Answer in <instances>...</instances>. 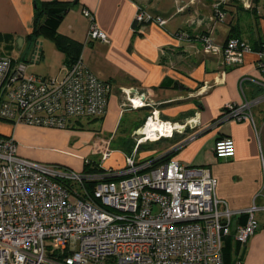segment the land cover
<instances>
[{"label": "built area", "instance_id": "obj_1", "mask_svg": "<svg viewBox=\"0 0 264 264\" xmlns=\"http://www.w3.org/2000/svg\"><path fill=\"white\" fill-rule=\"evenodd\" d=\"M226 1L214 5L220 22L227 18ZM240 1L245 9L253 8V0ZM83 14L90 19L88 38L107 41L94 14L87 9ZM150 22L163 26L166 20L139 7L135 23L140 28L135 29ZM196 39L206 53H222L224 65L240 64L245 53L253 51L248 42L236 37L224 47L209 35ZM256 53L263 68L264 44ZM257 83L262 88L259 94L228 104L207 129L228 120H253V108L264 102V82ZM110 90V84L86 65L82 55L54 76L27 74L25 63L0 55L2 124L79 129L80 123L106 113ZM125 100L123 108L152 103L148 93L134 88L125 91ZM150 122L155 126L146 132ZM198 125V117L173 122L153 110L135 131L133 153L119 169L104 166L113 153L112 137L98 132L92 151L97 158L85 162L103 171L90 172L22 157L16 138L0 133V264H225L226 240L232 238L244 246L262 226L257 215L264 213V204L234 210L218 196L217 179L210 169L185 166L174 158L137 157L141 143L172 139ZM235 154L234 139L216 140L217 158ZM242 216L244 222H240ZM235 264H244L241 256Z\"/></svg>", "mask_w": 264, "mask_h": 264}, {"label": "crops", "instance_id": "obj_2", "mask_svg": "<svg viewBox=\"0 0 264 264\" xmlns=\"http://www.w3.org/2000/svg\"><path fill=\"white\" fill-rule=\"evenodd\" d=\"M35 1L0 0L2 38L10 41L22 39L20 48L25 43L31 44L27 36L34 25ZM60 1L71 6L63 17L59 32L83 44L81 55L86 65L111 86L108 110L101 118L102 125L112 137L111 157L119 153L124 162L107 164L110 157L104 166L119 169L126 165V156L133 153L136 144L134 141L129 143L130 138L153 110L158 111L161 119L173 122L183 123L198 117L200 125L188 127L183 134L176 133L172 139L141 143L137 157L140 160L160 159L174 152L171 158L185 166L210 169L217 179L218 196L225 199L232 209L244 210L254 203L263 205L264 102L253 108V120H228L207 128L221 116L228 104L242 103L245 97L253 98L262 91L257 82H264V67H259L256 48L264 42V0L257 2V11L244 9L239 0H228L225 5L227 18L222 22L226 29L219 27L220 21L214 16V4L218 0ZM139 7L164 18L165 25L147 23L136 30L140 28L135 23ZM84 9L94 14L95 22L106 34L107 41L88 38L90 19L83 14ZM242 12L248 16L243 17ZM178 32L189 37L178 38ZM198 35H212L215 44L221 47L232 36L238 37L250 43L253 51L245 53L240 64L224 65L223 54L206 53L202 43L196 39ZM47 41L52 42L43 37L36 41L42 50L37 61L48 59L43 46ZM54 48L53 53L61 54L63 66L66 56L56 45ZM52 71L44 75L54 76ZM130 88L148 93L152 103L144 108L124 110L125 91ZM126 116L129 118L123 124ZM23 125L8 124L5 130L0 131L16 138L22 157L41 163H60L81 171L87 158H97L90 151L83 164L80 159L74 160L59 151L28 144L23 136L17 134L20 128L24 129ZM42 132L59 134L50 130ZM196 132L199 134L195 139L173 150L179 142ZM85 135L92 139L94 133L85 132ZM222 137L234 139L236 154L233 158L220 159L214 155V144ZM60 156L65 159H60ZM257 216L261 228L244 246L233 243L232 264L238 256L242 257L244 264H264V213Z\"/></svg>", "mask_w": 264, "mask_h": 264}, {"label": "rangeland", "instance_id": "obj_3", "mask_svg": "<svg viewBox=\"0 0 264 264\" xmlns=\"http://www.w3.org/2000/svg\"><path fill=\"white\" fill-rule=\"evenodd\" d=\"M219 1L220 0H218L217 2ZM226 4H227V1L226 3H224V6ZM240 4L244 8L241 1H240ZM242 16L247 17L248 13L242 12ZM150 23L157 24L154 22H150ZM218 25L222 29L227 28V26L223 24L222 22L218 23ZM209 37L211 39L214 38L212 37V35H209ZM5 40L6 39L0 36V55L11 56L15 60L25 63L27 65V74H38V75L50 74L51 69H53V71L51 72L52 75H57L60 72V69H61V66L64 60L61 57V54H59V52L53 53L52 49L53 50L55 49L54 48L55 45L52 42L47 41L43 44L49 57L45 61L43 60L40 62V61H37L38 60L37 57H39L42 51L40 43H37L36 45L35 42L32 41L30 42L31 44L25 43V45L22 48H20L21 46L20 39L16 41H10L9 39H7L6 41ZM62 53L64 54V52ZM128 109H133V108H131L130 106H127L124 108V110H128ZM128 118L129 116L125 117L123 124L126 123ZM90 121L91 122H89V120L88 121L86 120L85 127L82 129L81 128L70 129L75 132L68 131L69 129H63V128H57V127H39V126L24 124L23 125L25 126L23 127L24 129L20 128L17 131V134L19 133V135L23 136L24 142H27L28 144L43 147V148L44 147L49 148L50 150H55L57 152L59 151L62 154L69 155V157H71L74 160L80 159L81 163H83L84 159L90 155V151L91 152L93 151V142L98 132L102 133L103 135L109 136L108 133H106L105 131L106 129H104L102 125V119L90 120ZM6 125H4V123L3 124L0 123V131L5 130L7 127ZM28 128H31V129H28ZM44 130H50V132L55 131L56 133H59V134L50 135L49 132L46 134L45 132H42ZM85 132L94 133L93 138L92 139L87 138L88 136L85 135ZM132 137L130 138L129 143L131 144H133L134 142L136 143L137 138L134 136ZM60 159L64 160L65 158H63V156H60ZM123 162L124 161H123L122 155L119 153H115L113 154L111 159L107 161L106 163L107 164L113 163L115 165H120V164H123ZM43 163H46V162H43ZM46 164L62 165L60 163H46ZM76 171H81V170H76ZM90 264H93V263H90Z\"/></svg>", "mask_w": 264, "mask_h": 264}, {"label": "trees", "instance_id": "obj_4", "mask_svg": "<svg viewBox=\"0 0 264 264\" xmlns=\"http://www.w3.org/2000/svg\"><path fill=\"white\" fill-rule=\"evenodd\" d=\"M257 2L259 0L253 1V8L252 11H257ZM35 8V20L32 31L28 34V39L31 40L30 42H35L38 40L39 37H43L46 39L51 40L56 47L64 52L66 59L65 64H71L76 61L82 54L83 44L73 40L72 38L63 35L59 32V26L63 20V17L68 12L70 8V4L65 1L60 0H50V1H35L34 4ZM234 37V36H232ZM238 38V37H236ZM229 40V39H228ZM243 40V39H242ZM228 42V41H227ZM247 42V41H246ZM250 44V43H248ZM264 42H261L260 46L256 48V51L261 49ZM226 45V44H225ZM251 45V44H250ZM108 110V107H107ZM107 113V111H106ZM105 113V114H106ZM104 114V115H105ZM103 115V116H104ZM102 116V117H103ZM102 117L91 118L90 120H98ZM89 120V122H91ZM145 122V121H144ZM143 122V124H144ZM142 124V125H143ZM80 128H84V124L80 123ZM45 127V126H39ZM78 127H71L67 129H75ZM65 129V128H64ZM174 152L168 153L164 157L161 158L160 161L169 160ZM92 162L95 160L94 158L91 159ZM83 171L90 172V171H103V169H98L95 167L94 163H86L84 165ZM93 186V185H92ZM246 219L245 216H242L240 222H244ZM235 241L232 238H228L225 243V247L223 250L224 253V262L225 264H232L233 259V246Z\"/></svg>", "mask_w": 264, "mask_h": 264}, {"label": "bare ground", "instance_id": "obj_5", "mask_svg": "<svg viewBox=\"0 0 264 264\" xmlns=\"http://www.w3.org/2000/svg\"><path fill=\"white\" fill-rule=\"evenodd\" d=\"M155 125L153 124V123H149L145 128H144V130L146 131V132H149V131H151L152 130V128L154 127Z\"/></svg>", "mask_w": 264, "mask_h": 264}, {"label": "water", "instance_id": "obj_6", "mask_svg": "<svg viewBox=\"0 0 264 264\" xmlns=\"http://www.w3.org/2000/svg\"><path fill=\"white\" fill-rule=\"evenodd\" d=\"M20 42H21V44H22V39H20ZM186 131V130H185Z\"/></svg>", "mask_w": 264, "mask_h": 264}]
</instances>
